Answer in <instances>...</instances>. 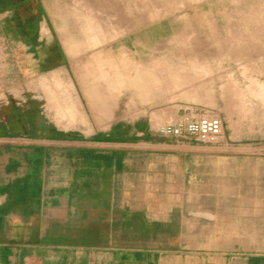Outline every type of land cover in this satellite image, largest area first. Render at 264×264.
Masks as SVG:
<instances>
[{"label": "crops", "instance_id": "obj_1", "mask_svg": "<svg viewBox=\"0 0 264 264\" xmlns=\"http://www.w3.org/2000/svg\"><path fill=\"white\" fill-rule=\"evenodd\" d=\"M35 3L4 37L23 55L0 82V264H264V162L242 136L127 115Z\"/></svg>", "mask_w": 264, "mask_h": 264}, {"label": "rangeland", "instance_id": "obj_2", "mask_svg": "<svg viewBox=\"0 0 264 264\" xmlns=\"http://www.w3.org/2000/svg\"><path fill=\"white\" fill-rule=\"evenodd\" d=\"M11 1L13 10H0V82L22 79L23 52L4 37L12 18L37 16V1L70 62L94 66L127 115L156 127L219 118L217 146L239 134V153L264 162V0H0V8ZM253 194L261 199L264 179Z\"/></svg>", "mask_w": 264, "mask_h": 264}, {"label": "bare ground", "instance_id": "obj_3", "mask_svg": "<svg viewBox=\"0 0 264 264\" xmlns=\"http://www.w3.org/2000/svg\"><path fill=\"white\" fill-rule=\"evenodd\" d=\"M221 121L219 118H200L197 121H188L184 126H168L162 128L165 134L180 135L186 133L196 136L199 140H206L211 135L221 132Z\"/></svg>", "mask_w": 264, "mask_h": 264}]
</instances>
